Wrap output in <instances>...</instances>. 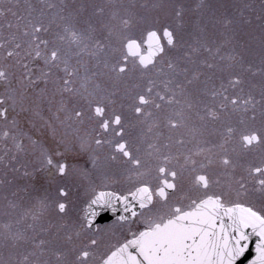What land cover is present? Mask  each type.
<instances>
[{
  "label": "snow or ice",
  "instance_id": "obj_1",
  "mask_svg": "<svg viewBox=\"0 0 264 264\" xmlns=\"http://www.w3.org/2000/svg\"><path fill=\"white\" fill-rule=\"evenodd\" d=\"M151 7L155 20L135 5L0 0V136L25 151L9 101L33 115L55 105L110 189L93 184L73 215V176L90 173L67 162L70 142L22 173L6 151L0 264H264V6L258 37L236 5ZM116 204L113 224L94 227ZM114 225L126 235L103 243Z\"/></svg>",
  "mask_w": 264,
  "mask_h": 264
},
{
  "label": "flooded vegetation",
  "instance_id": "obj_2",
  "mask_svg": "<svg viewBox=\"0 0 264 264\" xmlns=\"http://www.w3.org/2000/svg\"><path fill=\"white\" fill-rule=\"evenodd\" d=\"M23 70L21 69V72ZM5 92V87L3 82H0V95H3ZM8 112L9 116L8 119L11 120L13 117L16 118L18 121V140L23 145L25 151L18 152L12 142L11 137L5 140L2 136H0V158H2L6 151H8L9 155L15 153L17 156V162L21 165L20 171L21 173L25 171L23 165L28 164V170L31 171L33 167L39 168L38 163L35 161L38 159L40 155V149L48 148V149H56L59 147V150L63 152L64 147L63 144L60 143L62 139L67 140L70 142L74 148L73 151L68 152L67 155V162L70 165H78L85 169L84 175H75L73 176V199H74V206L75 211L73 215H83L85 211V205L90 197L85 195V192L90 189V187L95 184L97 185V191H107L110 190L108 188L99 187L100 180L98 178L97 172L92 169L90 162H88V156L86 153H81L78 150V147H75L76 140L75 137L77 133L74 131V125L69 122L67 125H61L59 121H57L55 112L56 108L55 105L52 106L51 111L49 110V105L45 103L40 108L39 115H33L31 111H21L20 107H16L13 110L11 106V101L8 103ZM60 118L63 119V113L60 114ZM3 121L0 120V128L3 127ZM51 125V127L49 126ZM83 131V129H81ZM167 134V129L163 130ZM183 131V130H181ZM32 141H35L33 145ZM0 177H2V170H0ZM33 178H30V180ZM34 180L37 184L44 183V174L43 172H37L34 176ZM6 193L4 192L3 188L0 187V206L4 208L6 201L4 200V196ZM9 198L11 194L8 193ZM187 203V201H185ZM30 207L29 203L27 202V198L24 201H21V207L15 209L18 210L23 209L24 211ZM14 211V210H13ZM12 210L11 213H14ZM23 211V212H24ZM22 212V213H23ZM15 219V218H12ZM8 220V218H7ZM116 218H113L109 221L105 222H97L96 224L101 225L102 227L105 225H112ZM28 222H31V218L29 217ZM94 225V227H95ZM128 226L125 225L124 228ZM136 226L133 225V229ZM113 232L116 235H113ZM103 236V243H111L115 242L117 236L126 235L121 229L119 225H114L113 228L105 233L101 234ZM130 238V237H129ZM3 251V252H2ZM0 256L5 258L7 253L0 248Z\"/></svg>",
  "mask_w": 264,
  "mask_h": 264
},
{
  "label": "rangeland",
  "instance_id": "obj_3",
  "mask_svg": "<svg viewBox=\"0 0 264 264\" xmlns=\"http://www.w3.org/2000/svg\"><path fill=\"white\" fill-rule=\"evenodd\" d=\"M9 2L19 3L20 5H24L26 0H9ZM27 2H31L33 4H39L41 0H27ZM46 2L60 4V3H71L72 0H46ZM94 2L101 3V4L135 5V8L133 9L135 12L141 15L149 16L151 19L155 20L157 15L160 13L158 9L152 8L151 5L179 2V3L191 4L194 6L195 4L200 3L201 0H94ZM203 2L206 4L207 3H210V4L223 3V4H228V5H236L237 7L234 9V11L237 14L243 11L244 18L246 20L250 19L252 21L251 25L248 26L246 30H250V31L254 30L255 35L257 37L259 36L260 21L257 19V17L261 13V7L264 6V0H203ZM162 42H164L163 38H162ZM224 51L226 52V49ZM257 51H258V40H257ZM85 59H87V57H85ZM256 64L257 66L259 65L258 56L256 57ZM259 81H260V77L256 76L254 82L257 84L256 97H255L257 101L260 99ZM220 179L222 183L226 186L229 180L231 179V177L228 174H222L220 176ZM23 211H24L23 209H20L18 210V213H17V210H14L13 212H15V214L12 213V218L18 217L20 214H22ZM7 218L8 217L4 215V208H1L0 206V227H2V225L7 221ZM0 258H3V257L0 256Z\"/></svg>",
  "mask_w": 264,
  "mask_h": 264
},
{
  "label": "water",
  "instance_id": "obj_4",
  "mask_svg": "<svg viewBox=\"0 0 264 264\" xmlns=\"http://www.w3.org/2000/svg\"><path fill=\"white\" fill-rule=\"evenodd\" d=\"M145 52H146V48H145ZM96 207L97 206H95V205L93 206V208H96ZM115 208H116L115 213L110 208H107V207L102 208L99 211L97 217L94 219L93 226L97 222L102 223V222H105V221H109V220H111L113 218H116V216H118L120 214V212H121V207H120L119 204H116ZM91 210L92 209H88V211H91Z\"/></svg>",
  "mask_w": 264,
  "mask_h": 264
}]
</instances>
